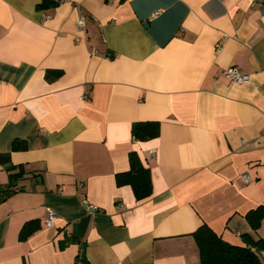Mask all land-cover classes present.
Masks as SVG:
<instances>
[{
    "label": "crops",
    "instance_id": "0c3cea01",
    "mask_svg": "<svg viewBox=\"0 0 264 264\" xmlns=\"http://www.w3.org/2000/svg\"><path fill=\"white\" fill-rule=\"evenodd\" d=\"M43 4L0 0V154L25 169L0 195V264H200L204 225L264 240L246 219L264 207V0ZM142 122L159 136L136 139ZM134 155L144 197L119 182Z\"/></svg>",
    "mask_w": 264,
    "mask_h": 264
},
{
    "label": "trees",
    "instance_id": "16d2710c",
    "mask_svg": "<svg viewBox=\"0 0 264 264\" xmlns=\"http://www.w3.org/2000/svg\"><path fill=\"white\" fill-rule=\"evenodd\" d=\"M48 0H44L46 4ZM160 134V124L157 122H142L134 126V135L138 140H147L156 138ZM135 170L121 176L119 182L121 184L130 183L136 195L144 197L150 193L152 188L149 170L138 166L135 155L132 157ZM0 165L5 167L9 173V184L0 187V195L2 200L7 199L17 191L12 190L16 187L17 181L25 174L24 167H16L11 163L10 154H0ZM19 171V172H17ZM17 172V173H16ZM246 219L253 230H258L264 220V207L250 211ZM35 222L27 223L22 232L21 239L25 240L36 229L32 228ZM193 237L199 249L200 264H264V240H253L249 235L243 236L245 246L232 245L221 236H219L210 227L204 225L199 228Z\"/></svg>",
    "mask_w": 264,
    "mask_h": 264
},
{
    "label": "built area",
    "instance_id": "2783aa9c",
    "mask_svg": "<svg viewBox=\"0 0 264 264\" xmlns=\"http://www.w3.org/2000/svg\"><path fill=\"white\" fill-rule=\"evenodd\" d=\"M78 27L79 29H85L86 28V23H85V17L81 16L79 21H78ZM227 39V37H223V39L221 41H219L216 44V51L219 52L221 51L223 44L225 42V40ZM110 56V55H108ZM223 77L228 80V82L230 84H246L250 81V77L247 74H244L243 72H241L238 68L234 67V68H230L226 71H223ZM86 98V97H83ZM261 139L264 141V129L261 133ZM156 154L155 150H152L150 152V156L154 157ZM243 179L246 183H248L250 181V178L248 175H243ZM58 219L57 213L52 209V208H48L47 212H46V216L44 218V224L47 228H51L53 227V225L56 223Z\"/></svg>",
    "mask_w": 264,
    "mask_h": 264
},
{
    "label": "rangeland",
    "instance_id": "374dc122",
    "mask_svg": "<svg viewBox=\"0 0 264 264\" xmlns=\"http://www.w3.org/2000/svg\"><path fill=\"white\" fill-rule=\"evenodd\" d=\"M262 259H263V262H264V256H263V258H262Z\"/></svg>",
    "mask_w": 264,
    "mask_h": 264
}]
</instances>
